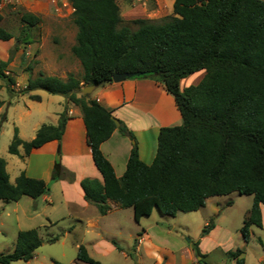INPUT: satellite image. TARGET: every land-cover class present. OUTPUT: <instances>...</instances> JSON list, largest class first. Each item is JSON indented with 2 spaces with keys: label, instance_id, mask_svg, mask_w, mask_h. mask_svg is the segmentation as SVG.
<instances>
[{
  "label": "trees",
  "instance_id": "trees-1",
  "mask_svg": "<svg viewBox=\"0 0 264 264\" xmlns=\"http://www.w3.org/2000/svg\"><path fill=\"white\" fill-rule=\"evenodd\" d=\"M68 1L76 26L71 52L82 74L62 79L40 72L27 79L22 91L42 89L80 108L92 160L101 175V180H80L84 199L101 215L109 212V200L131 207L138 221L154 208L175 215L197 211L209 197L231 192L252 195L240 229L244 241H249L250 227H262L260 205H264V0H174L172 15L159 21L133 19L136 29L124 23L117 0ZM21 20L29 27L40 21L30 12L23 13ZM12 36L0 26V40ZM10 59L0 60V78L9 89L14 79L4 71ZM201 69L205 75L199 83L180 90V79ZM116 72H132V79L161 83L181 115L179 125L159 128L150 164L140 159L133 132L120 120L116 126L107 108L82 94L84 86L111 82ZM29 98L40 100L35 94ZM67 118L65 106L56 124L43 123L28 141L15 131L8 152L19 154L21 146L28 155L49 141H59ZM115 129L132 140L120 177L100 148ZM60 179L73 182L75 174L55 159L50 181ZM48 191V182L23 171L11 183L5 159L0 157V200L36 199ZM41 244L36 228L20 230L14 249L0 253V264L27 262ZM242 252L236 248L227 253L234 264H244ZM194 254L203 257L197 247ZM76 257L84 263L101 264L83 245L77 247ZM52 264L66 263L52 260Z\"/></svg>",
  "mask_w": 264,
  "mask_h": 264
},
{
  "label": "rangeland",
  "instance_id": "rangeland-1",
  "mask_svg": "<svg viewBox=\"0 0 264 264\" xmlns=\"http://www.w3.org/2000/svg\"><path fill=\"white\" fill-rule=\"evenodd\" d=\"M69 4L68 0H0V26L13 35L9 40H0V60L11 58L4 74L14 79V84L9 85L10 90L5 80L0 78V119L4 117L0 130V157L2 158L8 156V145L15 131L17 136L23 139L22 136L25 137L28 133V122L39 117L42 109L52 108L54 105L53 103L47 105L46 101L38 103L31 100L28 93L22 90L29 77H35L40 72L44 73L41 69H37L39 53L42 52L47 62L56 54H61V60L68 61L73 56L69 46L71 47L73 43L76 26L72 21ZM25 12L38 16L40 19L38 24L29 27L23 23L21 16ZM127 24L132 29L137 28L136 24ZM65 56L68 58L62 59ZM71 69L73 72H67V75L73 74L80 77L82 74V71H77L75 64H72ZM201 70L197 74L181 78L179 87L185 89L194 85H188V83L189 81L194 83L202 72H205L204 69ZM7 71L8 73H5ZM66 71L59 73L64 74ZM185 85L188 86L185 87ZM51 189L55 194V204L44 205V211L51 218L59 219L57 224L51 227L42 226L44 223L42 215L33 220L24 219L16 222V213L13 210L16 208L15 202L0 200V253H9L14 249L19 229L36 228L42 239V244L35 250L34 258L27 262L18 260L10 264H52V260L66 264H88L78 262L76 255L79 245H83L88 254L101 264H136V261L139 264H152V261L147 258L146 249V255L141 250L139 253L141 256L138 255V257L135 256V250H132L136 244L132 236H135L136 232L141 234V229H146L152 241L161 248L183 247L182 253L185 252L184 247L192 248L193 251L196 247L200 248L199 253L203 256H200V264H232L226 249L235 248L244 251V264H261L260 258H264V230L251 226L250 231L253 232L251 231L248 242L244 241L240 231L251 207L252 195L231 192L227 195L209 197L198 211H179L175 215L164 214L154 208L150 215L143 216L138 221L134 219L131 207L111 209L110 206V213L99 217L98 220L101 226L106 227L105 235H115L120 244L114 241L119 247L128 249L130 256L125 257L121 252L110 249L108 243L101 240V233L96 234L97 231L94 228H86L83 223L72 219L74 215H68L72 212L78 217H83V220L98 216V210L94 204L85 208H72L70 204H67L69 206L64 208L56 200L59 190L53 185ZM43 204L45 202L40 199L32 203L29 196H23L17 208H32V205L34 208H40ZM213 206L217 208L216 212H212ZM2 208H5L4 212H1ZM117 222L120 223V228L115 227ZM204 222L216 223V227L211 230L212 226H204ZM55 237L57 240L51 242V239ZM199 238L202 239L200 244H198ZM197 262L195 258L192 264H198Z\"/></svg>",
  "mask_w": 264,
  "mask_h": 264
},
{
  "label": "crops",
  "instance_id": "crops-1",
  "mask_svg": "<svg viewBox=\"0 0 264 264\" xmlns=\"http://www.w3.org/2000/svg\"><path fill=\"white\" fill-rule=\"evenodd\" d=\"M117 3L123 21L125 23H131V20L136 18H146L159 21L166 16L172 15L174 0H117ZM69 7L72 13L73 8L70 4ZM74 42L75 37L71 46ZM69 50H71L70 46ZM66 57L68 58V56H65L62 59ZM60 58L61 54H56L54 58L47 62V60L43 58L41 52L37 55V59H39L37 60V69H41L46 75H54L62 79L67 77V72H73L71 69L72 64H75L77 71H82L81 64L77 58L72 56L70 61L61 60ZM64 70H67L64 74L59 73ZM200 71L202 70L196 71L190 75L197 74ZM204 75L205 72H202L200 77L194 83L189 81L188 85L199 83ZM188 85H185V87ZM180 90L183 89L180 88ZM33 91L35 92V95L40 96V100L34 101H37L38 103L46 101L47 105H49V103H53L54 105L52 108L42 109L39 117L28 122V133L25 137L21 135L23 138L22 140H31V138L35 136L37 129L43 124V122H46V120V123L56 124L59 118V113H61L66 106L68 118L65 123L62 137L59 141L52 140L33 149L28 155H25L23 148L19 146V154H11L8 152V156L3 158L6 162V170L11 183H15L16 177L23 171L28 177L43 179L50 185L49 191L46 194L36 199L30 197L32 203L38 199L45 202L40 208H34L33 205L32 208H17L19 201L23 196L19 200L14 201L16 208H13V210L16 213V222H20L24 219L33 220L42 215V222H44L42 223V226L46 225V227H51L56 225L59 221L57 218H51L44 211V205L53 206L55 204V194L53 193L54 188L51 189V186L53 185L59 190L58 199L56 200H58L60 202L59 204L64 208L69 206L67 204H70L72 208H85L92 204L84 199L80 180L84 177H94L101 180V175L92 160L80 108L72 102L67 101L62 95L50 94L42 89H36ZM30 92L28 93V97L31 94ZM89 97L95 99L99 104L107 108L114 118L120 120L133 132L138 144L139 157L146 164H150L154 159L157 150V135L159 128L161 126H173L181 123V115L175 105L173 96L165 90L161 83L151 79L129 78L121 82L111 81L104 85L96 86L94 90L89 93ZM131 146L132 140L127 135L122 134L118 129H115L110 137L100 145L102 153L112 164L117 177H120L126 169ZM55 159H60L64 167L74 172L75 180L73 182H67L61 179L55 182L50 181ZM9 170H11V173H9ZM108 204L112 207L111 209H121L118 208L121 206L117 202L109 200ZM260 208L262 215V227L260 230H264V205L261 204ZM4 211L5 208H2L1 212ZM216 211L217 208L213 206L212 212ZM107 214L101 215L98 212V216L89 217L86 220H83V217H78L77 214L72 212L68 215H74L72 219L75 222L83 223L86 228H94L97 231L96 234L101 233V240H105L110 249L113 251L117 250L125 257H129L130 254L128 253V249L122 248L119 250L112 243L113 240L119 243V241L116 240L117 237L115 235H105L106 227L101 226L98 219ZM73 220L70 219L71 222H73ZM207 223L208 222H204V226ZM72 226L75 227L74 225ZM120 226L119 222L115 224L116 228H120ZM215 227L216 223L211 230ZM20 230L21 229H19V231ZM135 236H132V239L136 240L135 247H132V250H135V256H141L139 254L140 251L143 250L145 253L146 249L148 255L147 258L152 261V264H175V262L177 264L178 260L179 264H192L195 258L197 261L200 260V256L197 258L192 248L189 249L184 247L185 252L182 253L183 247H180L179 249H165L159 247L152 241L151 236L146 229H141V234L136 232ZM201 240L202 239L200 238L198 239V244H200ZM163 250H165V252ZM199 250L201 249L199 248ZM226 250V252L233 251ZM243 254L244 251L241 254L242 258H244ZM260 260L261 264H263L264 258L261 257ZM234 262L235 260L231 259V263L234 264ZM197 263L200 264V262ZM136 264H139V262L136 261Z\"/></svg>",
  "mask_w": 264,
  "mask_h": 264
},
{
  "label": "water",
  "instance_id": "water-1",
  "mask_svg": "<svg viewBox=\"0 0 264 264\" xmlns=\"http://www.w3.org/2000/svg\"><path fill=\"white\" fill-rule=\"evenodd\" d=\"M134 76H135V74L132 73V72H116L112 76V81H114V82H121V81H124L126 79L132 78ZM96 86L97 85H95V84H91V85L84 86L82 88V94H89V93H91ZM114 122H115L116 126L119 125V121L116 118H114Z\"/></svg>",
  "mask_w": 264,
  "mask_h": 264
},
{
  "label": "built area",
  "instance_id": "built-area-1",
  "mask_svg": "<svg viewBox=\"0 0 264 264\" xmlns=\"http://www.w3.org/2000/svg\"><path fill=\"white\" fill-rule=\"evenodd\" d=\"M5 73H8V71H7V72H5Z\"/></svg>",
  "mask_w": 264,
  "mask_h": 264
}]
</instances>
